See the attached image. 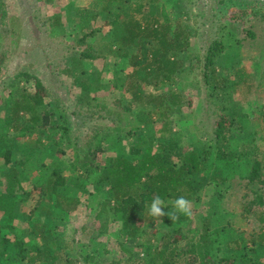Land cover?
<instances>
[{
	"label": "trees",
	"instance_id": "trees-1",
	"mask_svg": "<svg viewBox=\"0 0 264 264\" xmlns=\"http://www.w3.org/2000/svg\"><path fill=\"white\" fill-rule=\"evenodd\" d=\"M101 1V4L93 1L78 12V44L88 48L71 51L70 62L62 71L80 88L79 103L103 123L96 124L82 143L70 128L62 127V141L71 148L70 169L74 175H67L57 163L43 164L41 197L23 213V225H19V204L20 200H27L23 172L15 159L20 148L17 139L35 135V141L29 140L33 148L44 146V137L50 139L52 112L47 113L46 106L51 96L35 76L19 73L16 77L20 81L1 103V107H8L9 114L0 128V158L4 160L0 166V264H96L97 257L89 244L76 238L71 243L63 242L54 229L59 216L78 210L81 203L78 192H84L86 185L92 187L88 198H98L92 200V206L96 219L101 222L100 231L92 240L111 234L108 232L110 221L119 224L118 235L123 234L131 241L145 236L144 228L148 225L168 228L141 259L143 264H264L258 249L248 245L237 246L231 255L221 254V242L211 230V222L205 220L201 226H195L193 212L190 218L181 215L173 223L167 215L161 217L162 221H154L148 214V206L156 195L165 201L163 210L167 213L178 197L183 196L193 204L211 184H229L239 189L235 185L238 176L246 180L245 187L253 188L257 183L258 193L264 189V161L254 151L252 142H241L231 148L232 132L245 133L252 127L248 111L233 115L224 112L205 140L192 133L195 140L187 143L182 139L186 135L178 139L172 132L174 116L181 120L185 101L171 86L184 74L194 73L198 68L207 89L253 87L248 85L251 75L245 67L236 70L233 80L227 69L218 66L231 41L239 46L240 41L224 30L211 42L204 56H198L191 52L197 32L182 21H171L161 0ZM103 16L109 27L105 51L125 63L115 66L114 76L130 96L128 102L92 96L95 88L88 79L86 62L97 58L94 50L101 45L104 25L98 26V22ZM6 17L0 0V19ZM52 19L50 36L69 39L71 35L60 15ZM248 39L256 41L259 37L251 32ZM188 53L190 58H186ZM190 59L197 60L198 64L187 67ZM21 82H34L35 91H26ZM166 86L170 88L158 95L147 90ZM126 113H133L135 117H126ZM106 121L113 125L107 126ZM158 124L162 141L141 135V127ZM185 143L190 146L186 148ZM73 181H76L74 188ZM258 199L264 203L261 193ZM53 200H56L55 206L50 204ZM261 217L264 222V213ZM28 239L31 241L26 243ZM251 241L262 246L264 252V226ZM80 259L83 262H78Z\"/></svg>",
	"mask_w": 264,
	"mask_h": 264
},
{
	"label": "rangeland",
	"instance_id": "rangeland-1",
	"mask_svg": "<svg viewBox=\"0 0 264 264\" xmlns=\"http://www.w3.org/2000/svg\"><path fill=\"white\" fill-rule=\"evenodd\" d=\"M93 1H98L99 4L102 2L2 0L7 17L0 19V128L9 114L8 107H1V103L11 93L13 85L20 81L16 77L19 73L35 76L48 89L51 99L46 111L52 112L53 121L48 129L50 139L47 140L45 137L43 139L44 146L33 148L29 140L35 141L37 138L35 135L17 139L20 148L15 159L23 172V191L26 192L27 200L24 202L20 200L19 225H23L21 223L24 221L23 213L29 211L41 197L39 189L44 183L41 171L43 164L57 163L67 175H74L70 169L71 148L62 141V127L70 128L72 135L82 143L96 124L103 123L99 117L91 116L88 107H83L79 103L80 88H77L74 80L62 71L70 62L71 51L88 48L87 45L78 44L80 37L78 12ZM161 3L171 21H182L197 32V36L192 39L191 52L195 55L204 56L211 42L219 38L224 30L233 33L234 39L240 41V46L236 41H231L230 49L218 60V66L220 69H227L233 80L236 70L245 67L251 75L248 85L253 86L251 89L246 85L237 88L227 86L224 90L207 89L202 81V71L198 68L194 73L184 74L182 79L171 86V89L182 94L185 101L181 120L177 119L178 116H174L173 119L172 132L175 137L179 139L186 135L182 139L188 143L195 140L192 134L195 133L205 140L211 134L215 121H218L224 112L233 115L245 110L251 116L252 127L245 133L232 132L231 148H236L241 142H252L254 151L264 161V37L261 36L264 33V0H161ZM55 15H60L63 26L71 35L69 39L50 36L53 28L52 16ZM233 15L236 19H232ZM100 19L98 26L104 25V28L101 31V45L94 50L97 58L86 62L88 79L95 88L92 96L128 102L130 96L120 88L114 76L115 66L125 63L107 55L105 35L109 27L105 23L106 17ZM251 32L256 33L259 39L256 41L248 39ZM190 53L186 58H190ZM197 64V60L190 59L187 67ZM21 87H26L28 92L35 91L34 82H21ZM169 88L166 86L159 90L152 88L147 90L158 95ZM125 116L134 118L135 114L126 113ZM105 124L113 125L111 121H106ZM160 127V124L148 128L141 127L140 133L142 136H154L162 141L160 138L162 135L158 132ZM169 137L171 135L165 139ZM187 143L186 148L190 146ZM61 150L65 152L62 153ZM2 162L4 163V160L0 158V166ZM245 182L242 176H238L235 184L239 187L237 190L229 184L207 186L200 198L192 204L194 224L201 226L205 220L211 222V230L217 234L221 242V254L231 255L237 246L248 245L258 249L259 259L264 263L263 247L251 241L264 226L261 217L264 213V203L261 204L258 199L260 193L264 198V189L258 193L259 184L247 188ZM75 184L76 181H73L72 188ZM91 189L90 185H86L84 192H78L81 203L76 212L59 216L54 227L57 236L62 238L63 242L71 243L76 238L81 243L89 244L94 256L97 257L96 264L111 262L143 264L141 259L155 247L160 235L168 231V228L148 225L144 228L145 236L131 241L123 234L118 235L119 224L110 221L108 232L111 234H103L92 240L91 237L100 231L101 222L96 219V211L92 206V200L98 198H88L87 195ZM50 204L55 206L56 200ZM43 222L48 223L46 219ZM30 241L28 239L26 243ZM78 262L83 261L80 259Z\"/></svg>",
	"mask_w": 264,
	"mask_h": 264
},
{
	"label": "clouds",
	"instance_id": "clouds-1",
	"mask_svg": "<svg viewBox=\"0 0 264 264\" xmlns=\"http://www.w3.org/2000/svg\"><path fill=\"white\" fill-rule=\"evenodd\" d=\"M165 208V201L159 195H156L153 197L150 206H148V214L154 221H162L161 217L167 215L172 223L178 220L181 215L189 218L192 215V203L183 196L175 199L169 212L166 213L163 210Z\"/></svg>",
	"mask_w": 264,
	"mask_h": 264
}]
</instances>
